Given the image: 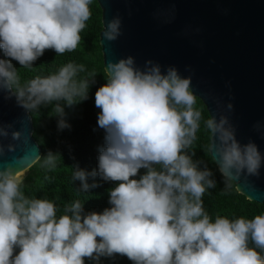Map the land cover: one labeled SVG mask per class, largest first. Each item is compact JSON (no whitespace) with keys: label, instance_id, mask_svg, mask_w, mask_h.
I'll return each mask as SVG.
<instances>
[{"label":"trees","instance_id":"trees-1","mask_svg":"<svg viewBox=\"0 0 264 264\" xmlns=\"http://www.w3.org/2000/svg\"><path fill=\"white\" fill-rule=\"evenodd\" d=\"M97 0H0V52L38 161L0 177V264H264V203L210 155L204 103L105 71Z\"/></svg>","mask_w":264,"mask_h":264},{"label":"water","instance_id":"water-1","mask_svg":"<svg viewBox=\"0 0 264 264\" xmlns=\"http://www.w3.org/2000/svg\"><path fill=\"white\" fill-rule=\"evenodd\" d=\"M97 2L105 71L118 89L146 97L181 82L209 113L219 170L264 203V0ZM40 156L0 52V177L29 170Z\"/></svg>","mask_w":264,"mask_h":264},{"label":"bare ground","instance_id":"bare-ground-1","mask_svg":"<svg viewBox=\"0 0 264 264\" xmlns=\"http://www.w3.org/2000/svg\"><path fill=\"white\" fill-rule=\"evenodd\" d=\"M25 170H20L17 173L10 174L9 177L15 181H20L25 175H24Z\"/></svg>","mask_w":264,"mask_h":264},{"label":"rangeland","instance_id":"rangeland-1","mask_svg":"<svg viewBox=\"0 0 264 264\" xmlns=\"http://www.w3.org/2000/svg\"><path fill=\"white\" fill-rule=\"evenodd\" d=\"M28 172H29V170H26V171L24 172V175H25V173H27V174H28Z\"/></svg>","mask_w":264,"mask_h":264}]
</instances>
